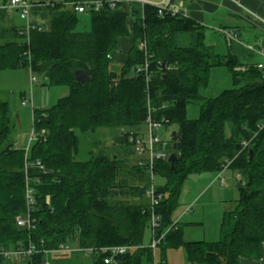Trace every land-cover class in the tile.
Listing matches in <instances>:
<instances>
[{
	"label": "trees",
	"instance_id": "16d2710c",
	"mask_svg": "<svg viewBox=\"0 0 264 264\" xmlns=\"http://www.w3.org/2000/svg\"><path fill=\"white\" fill-rule=\"evenodd\" d=\"M88 1L95 0L38 3L42 6L32 14L45 23H34L42 30H32L29 43L19 42L20 29L1 32L12 36L0 42V72L31 69L47 87L66 88L67 95L50 109L34 110L37 142L27 154L17 146L18 119L0 90V249L31 242L40 251L63 244L130 247L115 264H152L154 252L143 248V239L155 214L160 218L157 235H164L159 246L163 264L171 249H182L188 264H239L244 257L258 258L264 245V72L240 65L233 55L216 54L206 43V28L191 18H160L154 6L137 2L113 7L100 0L101 9L88 12L90 30L78 32L82 14L76 7ZM130 18L133 46L116 72L114 57L121 40L130 36ZM143 42L147 57L140 49ZM147 59L155 117L166 119V133L176 126L166 141L168 155L174 154L176 161L154 165L155 176L165 179L164 186L156 187L163 199L154 210L146 202L151 177L145 169L102 152L77 160L78 133L116 129L118 139L130 144L128 133L144 126L148 97L135 68ZM216 67L229 70L234 87L206 99L202 92ZM79 71L89 76L87 85L76 80ZM196 101L200 116L188 119V106ZM244 142H250L248 148ZM225 167L239 176L240 199L234 210L224 213L220 240L185 241V225L172 221L185 183L193 174H221ZM27 180L35 190L34 232L16 224L28 212ZM45 258L41 253L26 264H45ZM105 259L96 255L93 264H106ZM0 264H8L2 255Z\"/></svg>",
	"mask_w": 264,
	"mask_h": 264
},
{
	"label": "rangeland",
	"instance_id": "374dc122",
	"mask_svg": "<svg viewBox=\"0 0 264 264\" xmlns=\"http://www.w3.org/2000/svg\"><path fill=\"white\" fill-rule=\"evenodd\" d=\"M30 1V0H29ZM36 2H49L47 0H33ZM58 1V0H53ZM153 6L161 5L165 0H145ZM2 3V2H1ZM16 16V23L19 25L24 22L19 15ZM261 18L260 16H258ZM264 17H262L263 19ZM261 26L262 31L257 30L259 41H248L240 36V42L243 45H255L258 50L260 45L264 43V28L260 20L254 19ZM133 19H129V27H132ZM91 28L88 13L79 15L77 31L84 33ZM207 31L206 43L213 47L214 52L221 57L232 55L231 48L226 39L219 33H214L209 28ZM131 38V36H130ZM258 43V44H257ZM242 45V46H243ZM264 47V46H263ZM115 58V57H114ZM239 62V60H238ZM240 65L246 66L249 62L241 60ZM113 68L116 72H120L122 65L114 62ZM234 87L231 73L226 67L212 68L210 72L209 86L202 92V97L206 99H214L219 97L224 91ZM33 88V89H32ZM31 88L30 73L25 69L14 71H6L0 73V90L2 99L7 101L10 106L12 116H19L18 131L16 138L18 146L26 150L29 140L33 132V113L34 110H47L55 106L58 101L67 95L66 88L47 87L46 82L39 78L38 83ZM33 102V106L30 104ZM22 102H27L28 106L23 107ZM201 103L196 101L191 103L187 109L188 119H198L200 116ZM176 129L172 126L169 131H162L159 135L165 140H169L170 133ZM123 131V130H122ZM137 132V131H135ZM138 132L146 134V127H142ZM78 161H88L94 155L102 152L110 156H118L126 159L130 164H135L136 155L133 146L120 141L119 133L116 129H103L97 133H78ZM37 137L32 144L35 145ZM220 174L202 173L193 174L189 177L183 187L180 197V207L173 214L172 221L174 224H182L184 227V240L187 242L206 241L209 243L217 242L221 237V224L224 213L230 212L237 206L240 199L239 192V176L235 175L233 170ZM224 184V186H222ZM165 185V179L155 176L154 186L162 187ZM222 186V187H221ZM149 200H146V202ZM150 205V204H149ZM191 208V211L186 210ZM154 234L151 226L146 229L143 248H151L153 244ZM61 258V259H58ZM72 259V260H66ZM93 255H84L81 253H70L65 255L51 254L44 259L45 264H93ZM163 254L160 247L154 251V264H163ZM165 264H188L186 255L182 249H171L165 257ZM8 264H25L17 262H9Z\"/></svg>",
	"mask_w": 264,
	"mask_h": 264
},
{
	"label": "built area",
	"instance_id": "2783aa9c",
	"mask_svg": "<svg viewBox=\"0 0 264 264\" xmlns=\"http://www.w3.org/2000/svg\"><path fill=\"white\" fill-rule=\"evenodd\" d=\"M112 3V6L115 7L116 4L125 2V3H131V2H137L141 4L142 6L150 5L145 0H109ZM264 2V0H262ZM42 6L41 4H33L28 3L25 0H9L1 9L8 11V12H18L21 16V18L25 21L26 26L24 30L22 31L21 35L24 37V39L29 43L30 41V34L32 30H35L38 28L32 21V10L37 7ZM103 6V2L100 0L95 1H88L79 4L76 7V12L84 14L88 13L90 10L98 11ZM157 9L158 16L160 18H165L166 16L171 17H183L187 18L186 13L182 10L180 6L176 5H168L165 1L159 5L154 6ZM252 19L260 20L263 28H264V18H259L256 15H251ZM41 27L38 28V31H41ZM229 40L237 41L238 35L236 33H226L225 34ZM140 49L145 52V55L147 57V43L143 42L140 45ZM259 51L264 55V47H260ZM259 70H262L264 72V62L259 63L256 65ZM30 73V84L31 88L34 86V84L38 83L39 76L32 72L31 69L28 71ZM136 75L141 77V79L144 80L145 86H146V94L148 97V109H147V115L144 127L147 129V133L143 134L140 132L131 131L128 133V142L133 146L135 155H136V161L135 165L145 169L147 172H149L151 177V184L148 190L146 191V197L150 201V207L154 210L156 206L159 205L161 202L162 195L157 193L156 187L154 186V178H155V172H154V165L157 161H166L169 159L168 152L166 150V141L159 135V133L164 129L165 127V118H161V120L156 119L155 117V109L151 105L150 101V88L153 80V74L150 69V62L147 59L145 64L142 66H138L135 68ZM33 89V88H32ZM30 104L33 106L32 100H30ZM23 107L28 106L27 102L22 103ZM165 107V106H164ZM125 133L126 131L123 130ZM36 134L33 130L31 139L29 140L28 146L26 148V153L28 154L31 146L35 140ZM250 145V142H244L243 148H248ZM18 146V145H17ZM39 167L44 170V167L39 164ZM228 169V167H225L224 170ZM26 197H27V203H28V212L24 216H18L16 218V224L21 229H26L29 232H34L37 228V220L32 216V206L35 203V190L30 185V181L27 180V190H26ZM160 225V218L157 217L155 214L152 216V221L150 223V226L153 230L154 234V240L153 244L151 245V249L153 252L160 246L162 240L164 239V235H161L160 237L157 235V229ZM133 248L130 247H108V248H100V249H94V248H79L75 244H63L56 250H44L40 251L36 247V245L31 242L28 246H18L17 248H13L10 250L6 249H0V255L3 256L5 261L7 263L9 262H17V263H28L32 260V258L38 254L44 253L46 256L51 254H57V255H65L70 253H81L84 255H93V256H100L104 255L106 256L105 263L106 264H115V259L118 256H122L127 254L130 250ZM154 264V263H152Z\"/></svg>",
	"mask_w": 264,
	"mask_h": 264
},
{
	"label": "crops",
	"instance_id": "0c3cea01",
	"mask_svg": "<svg viewBox=\"0 0 264 264\" xmlns=\"http://www.w3.org/2000/svg\"><path fill=\"white\" fill-rule=\"evenodd\" d=\"M8 1L9 0H0L1 43L7 42V39L11 38L12 36L10 33L2 36L1 32H12L14 28H17L20 29L21 35L22 31L26 26V23L22 18L21 19L24 22L19 25L16 23L15 15L20 16L18 12H8L1 9ZM25 1L33 4H38L41 2H36L33 0ZM47 1L51 2L53 0ZM59 1L61 0L55 2ZM165 2L168 5L180 6L182 10L186 13L187 18H191L192 20L196 21V23H198L199 25L204 26L206 29L209 28L214 33L221 34V36H223L229 43V48H231L232 55L235 56L240 63L242 60L244 62H249V64H246V66H256L257 64L264 62V55L259 51L260 47L264 46V43L263 45H260L258 50H256L255 45L250 44L246 46L240 42V36L243 37V34L244 38L249 42L259 41V35H257V30L262 31V28L261 26H259L258 23H256L254 19L251 18V15L253 14L256 16H260L261 18L264 17V2L262 0H165ZM32 21L36 25H42L45 23V20L40 15H35L34 13L32 14ZM131 30L132 29L130 27L131 38L130 36L128 38H124L119 44L118 52L114 58V62L116 64L123 65L128 59L129 52L133 46ZM226 33H236L238 35V40H229L228 37L225 35ZM24 40L25 39L22 36V38L19 39V42H23ZM261 41L262 39L258 43H260ZM19 118L20 117L17 116L18 124L20 120ZM222 174L223 173L220 174L218 179L221 178ZM222 186H224V184H222ZM186 211H191V208H188ZM53 264L57 263L54 262ZM239 264H264V245L262 246L261 253L258 258L244 257L240 259Z\"/></svg>",
	"mask_w": 264,
	"mask_h": 264
},
{
	"label": "water",
	"instance_id": "95a60500",
	"mask_svg": "<svg viewBox=\"0 0 264 264\" xmlns=\"http://www.w3.org/2000/svg\"><path fill=\"white\" fill-rule=\"evenodd\" d=\"M139 79H141V77H139ZM76 80L84 85H87L89 83L90 78L85 72L79 71L76 73ZM250 154L252 156L253 151H251ZM176 159H177L176 156L174 154H171L168 159V162L173 163L176 161Z\"/></svg>",
	"mask_w": 264,
	"mask_h": 264
}]
</instances>
